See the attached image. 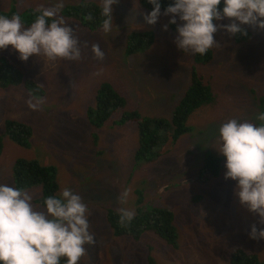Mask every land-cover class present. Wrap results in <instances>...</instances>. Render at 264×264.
Masks as SVG:
<instances>
[{
    "label": "rangeland",
    "instance_id": "obj_1",
    "mask_svg": "<svg viewBox=\"0 0 264 264\" xmlns=\"http://www.w3.org/2000/svg\"><path fill=\"white\" fill-rule=\"evenodd\" d=\"M80 1L0 0V10L13 6L22 11L62 2V16L65 7ZM87 1L102 6L101 0ZM111 7L116 28L107 34L102 29L87 31L64 18L80 43L79 61L50 63L35 55L21 61L11 46L0 50V58L7 57L21 67L25 78L36 81L44 91V96L34 98L22 85L0 87V133L6 119H17L32 128L28 148L3 139L0 183L13 186L12 167L17 159H37L56 166L58 193L65 187L71 189L90 210V232L96 243L86 246L87 255L80 264H149V257L154 264H228L229 255L237 248L264 259V240H252L248 235L257 218L239 204L234 195L236 182L224 179L225 158L217 177L204 182L197 179L207 155L223 157L217 152L218 130L223 123L229 119L257 126L261 123L256 116L264 112V99L259 102L264 98V30L240 25L247 33L240 41L238 33L218 31L214 38L222 47L210 49L212 60L198 65L193 54L183 53L173 42L177 26L183 24L178 17L176 24H169L171 16L161 15L149 25L143 16L151 10L135 0H118ZM164 25H168L167 30H163ZM136 31L153 32L154 43L144 52L127 55V38ZM94 43L104 51L103 61L93 58ZM192 70L212 89L214 99L188 121L191 132L158 149L161 156L157 160L150 164L135 161L134 124L115 126L110 121L95 131L98 142L96 147L92 145L94 129L86 113L95 106L99 84L110 83L125 98V110L169 120L191 82ZM30 99L33 103L42 101L38 110L28 107ZM125 190L129 196L121 204L118 197ZM28 191L35 198L40 195V188ZM138 194H142L141 209L164 208L173 213L176 247L152 232L139 239L111 233L108 210L123 207L137 214Z\"/></svg>",
    "mask_w": 264,
    "mask_h": 264
},
{
    "label": "clouds",
    "instance_id": "obj_2",
    "mask_svg": "<svg viewBox=\"0 0 264 264\" xmlns=\"http://www.w3.org/2000/svg\"><path fill=\"white\" fill-rule=\"evenodd\" d=\"M118 0H101L104 17L102 30L110 33L114 28L112 5ZM152 10L143 16L154 25L161 15L171 16L169 24L183 22L176 28L174 44L183 53L201 56L210 49L222 46L214 34L223 31L229 35H247L240 25L255 26L264 30V0H173L161 13L159 0H147ZM63 3L52 7L38 6L33 23L25 27L19 14L11 18L0 15V50H15L21 61L30 56L54 63L59 60L79 61L81 46L74 36V29L59 15ZM92 20L91 14L86 17ZM229 19L228 24L214 23ZM236 21L239 22L236 23ZM168 25L163 26L167 30ZM87 47V42L84 44ZM93 58L103 61L100 45H91ZM28 107L38 110L42 101L30 99ZM257 126L251 122L229 119L218 130L219 154L225 158L224 179L236 182L234 195L239 204L257 219L248 233L252 240H264V112L259 113ZM129 191L120 193L121 204L126 203ZM34 193L0 183V264H80L87 255L86 246H94L90 232V210L82 198L65 187L57 195L43 199V210L33 203ZM118 224L127 227L135 212L118 209ZM259 226V227H258Z\"/></svg>",
    "mask_w": 264,
    "mask_h": 264
},
{
    "label": "trees",
    "instance_id": "obj_3",
    "mask_svg": "<svg viewBox=\"0 0 264 264\" xmlns=\"http://www.w3.org/2000/svg\"><path fill=\"white\" fill-rule=\"evenodd\" d=\"M143 9L152 10V5L147 0H135ZM161 11L170 5L173 0H159ZM223 8V2L219 6ZM102 6L96 3L82 0L77 4L67 6L63 9L62 16L72 19L87 31L102 29L104 17L101 15ZM19 14L25 27L34 22L38 13L35 9L27 8L18 11L11 7L8 11L0 10V15L11 18L12 15ZM91 14L92 20L86 17ZM173 28V26H172ZM239 41L247 35L238 33ZM154 43V34L151 31H136L127 38L126 54L132 55L148 50ZM196 64L206 65L212 60V52L201 56L194 55ZM34 98L44 96L43 89L32 79H26L24 70L14 64L7 57L0 58V87L20 86ZM212 89L203 83L202 79L192 70L191 82L178 102L172 117L167 120L157 117L142 116L139 112L125 110V98L110 84L103 82L98 85L94 96L95 106L89 108L86 113L90 126L94 129L91 133L92 145L96 147L98 137L96 130L101 129L106 123L123 126L134 124L136 126V150L134 154L137 163L150 164L157 160L161 154L158 149L168 143H176L178 138L192 131L187 124L193 114L204 105H208L214 99ZM263 97L259 102L263 103ZM32 136V128L17 119H6L4 130L0 133V156L3 149V139L7 137L10 141L21 148H28ZM224 157L207 155L203 165L199 170L198 181L204 182L215 178L223 169ZM13 187L30 190L40 188V195L34 199L33 203L43 207V199L51 195H57L59 191L58 171L54 165H44L37 159H17L12 167ZM142 194L137 195V214L127 227L118 224V211L108 210L107 223L111 233L116 237L127 236L139 239L145 232H152L164 240L168 245L177 246V230L174 225L173 213L164 208L141 209ZM149 264H154L151 257ZM60 264H65L64 259ZM228 264H264V259L259 260L256 255L245 251L242 248L235 249L228 258Z\"/></svg>",
    "mask_w": 264,
    "mask_h": 264
}]
</instances>
